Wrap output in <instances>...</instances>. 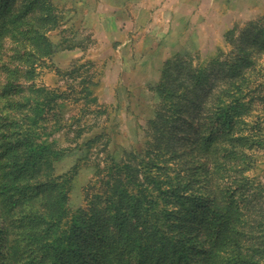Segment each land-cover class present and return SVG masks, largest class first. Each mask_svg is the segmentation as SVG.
Instances as JSON below:
<instances>
[{"label": "trees", "instance_id": "obj_1", "mask_svg": "<svg viewBox=\"0 0 264 264\" xmlns=\"http://www.w3.org/2000/svg\"><path fill=\"white\" fill-rule=\"evenodd\" d=\"M14 2L0 0V39L6 36L12 42L15 56L22 62V70L10 75L16 79L4 78L0 93L5 96V92H12L7 108L0 109V217L10 223L5 229L9 228L14 225L8 221L10 211L21 208V223L35 228L26 230L28 237L22 247L39 248L40 264H110L104 254L91 251L87 240L91 237L105 246L103 231L110 226L117 229L125 249L133 246L138 264H264V208L256 204L264 186L243 174L232 178L240 168L235 165L236 156L243 153L233 144L234 139L251 142L243 134L247 127L243 111L249 113L254 102L264 105L262 58L255 60L252 53L235 56L231 50L225 55L219 53L188 73V85L183 87L186 94L167 89L161 82L159 95L165 114H157L153 129L167 142L175 138L177 118L185 109L183 101L189 105L191 99H205L198 92L210 83L208 69L214 67L209 64L216 65L222 75L223 87L214 98L207 121L197 116V123H191L192 137L184 134L181 138L185 143L181 150L189 161L182 165L181 153L169 149L171 141L163 146L156 137L155 143L147 142L141 158L132 154L128 161H106L98 166L85 187V205L73 211L68 206L71 177L57 175L54 170L55 162L68 149L45 135L50 130H64L66 136L72 132L73 139L78 140L88 126L84 120L87 114L105 113L95 95L98 82L88 73L93 63L77 65V60L67 71L55 67L50 58L55 46L48 34L60 24L61 9L53 0H22L19 7ZM259 23L264 26V19L249 23L244 29L246 38H264V29L256 28ZM236 28L225 32L230 43ZM260 51L264 54L263 49ZM169 68L167 61L164 73ZM50 71L59 84L49 87L36 82V72ZM2 126H11L13 132L5 133ZM96 139H86L87 149ZM217 170L220 177L214 183ZM185 205L190 213L178 217ZM255 208L257 212L252 211ZM97 219L103 224L98 226ZM174 221L178 224L171 223ZM158 224H167V236L172 241L160 237L140 242L142 231ZM7 232L0 229V264H15L20 254L11 249L8 234L12 231ZM107 249L112 250L109 243ZM27 264L36 263L30 259Z\"/></svg>", "mask_w": 264, "mask_h": 264}, {"label": "rangeland", "instance_id": "obj_2", "mask_svg": "<svg viewBox=\"0 0 264 264\" xmlns=\"http://www.w3.org/2000/svg\"><path fill=\"white\" fill-rule=\"evenodd\" d=\"M21 1L15 0V7H19ZM165 1L160 0L158 10L152 18L144 16V22L130 24L127 32L109 36L107 8L101 5L107 3V0H53L62 14L57 29L48 34L49 40L55 46L51 61L62 71L69 70L77 60L79 61L77 65L93 63L88 73L93 76L94 82H98L94 88L95 95L105 109V113L101 115L87 114L84 120H87L88 126L78 140L73 139L72 132L66 136L64 130L56 133L50 130L48 135H45L48 139H56L61 147L68 149L55 162L54 170L57 175L68 174L71 177L68 206L73 211L85 205L88 197L85 187L95 175L98 166L102 167L106 161L107 164H110V161L113 163L128 161L132 154L140 157L147 147V142L155 143L156 137L163 146H167L171 141L169 149L181 153L182 165L189 161L186 158L187 154L181 150L185 146L181 138L184 134L192 137L191 123H197V116L205 117L207 121L206 117L215 102L214 98L216 99L218 90L223 87L222 75L216 65L209 64L214 67L208 69L210 83L205 84L198 92L205 99L199 98L195 101L191 99L189 105L188 101H183L185 109L181 110L177 118L175 138L167 142L153 129L154 122L158 120L157 114L159 112L165 114L164 102L159 95L161 82L165 83L167 89L186 94L183 87L188 85L185 84L188 73L198 65L203 67L205 62L217 57L219 53L225 55L230 50L235 56L252 53L255 60L261 57L264 66V54L260 51L264 50L262 44L264 38L251 41L244 33L249 23H256L259 18L264 19V0ZM138 4L139 2L129 4L132 13H137L135 9L139 7ZM182 4H185V8H182ZM81 5L86 6V10L84 7L82 9ZM93 5H96V8L93 9ZM88 7L92 9L87 10ZM89 12L94 14L96 19L89 18ZM235 26L237 28L230 43V37L228 40L225 39V32ZM257 26L258 29H264L260 23ZM0 46L1 93L5 84L4 78L8 81L16 79L10 75H14V70H22V62L16 58L15 46L6 36L0 39ZM175 54L178 56L175 57ZM167 61L170 62V68L165 71V76ZM35 80L49 87L59 84L57 76L52 71L41 75L36 72ZM11 95L12 92H5V96H0V109L4 106L7 108V97L10 98ZM254 105L249 113L243 111L242 114V117L247 119V127L243 134L248 135L251 142L246 144L235 139L233 142L243 153L236 156L235 165H240V168L239 173L232 178L243 174L254 183L259 182L264 186V105L256 102ZM6 111H2L1 115L6 116ZM5 127H1L5 133L13 132L11 126ZM95 137L97 139L93 147L87 149L84 144L86 139ZM230 144L232 143L229 142L228 145ZM249 146L252 147L251 150ZM246 154L251 155V158L246 159ZM203 157L202 163L206 164L207 160ZM181 160L179 158V161ZM218 174L217 170L213 175L214 183L220 177ZM194 176L196 178L197 174ZM186 179L189 180L191 177L187 176ZM261 196L256 204L264 208V191ZM18 209L21 208L14 207L10 211L11 218L8 221H14V225H10L9 228L5 229L10 223H5L3 217H0L1 233H8L7 229L12 231L10 235L8 234L11 240L10 247L20 254L16 257L18 262L15 264H27L30 259L40 264L39 248L28 250L22 247L28 237L26 230L32 231L35 228L28 223L24 225L21 223ZM187 209L188 205L183 206L178 217L190 213ZM257 210L255 208L252 211ZM96 223L98 226L103 224L102 220L98 219ZM171 223L178 224L177 221ZM168 225L170 227V223ZM169 227L167 224L164 227L161 224L148 225L141 233L140 242H152L160 237L165 238L166 242L172 241L168 238ZM103 233L107 239L103 242H106L105 246H100L101 243L86 237L91 242L90 247L93 248L91 251L104 254L103 257L106 259L108 257L110 264H138L139 257L136 251L132 250L133 246L125 249L123 243L119 242L117 229L109 226ZM107 243L112 250L107 249ZM97 249L99 250L96 251Z\"/></svg>", "mask_w": 264, "mask_h": 264}, {"label": "crops", "instance_id": "obj_3", "mask_svg": "<svg viewBox=\"0 0 264 264\" xmlns=\"http://www.w3.org/2000/svg\"><path fill=\"white\" fill-rule=\"evenodd\" d=\"M131 2H139V7L135 9L137 10L136 14L132 13L133 11L131 10V7H129V4ZM101 5H104L107 8L108 12L107 35L115 36L116 34H122L123 32H127L129 25L132 23L137 24L140 22H144V16H148L149 19L152 18L155 15V11L158 10L160 0H107V3L105 2ZM181 6L182 8H185V4H182ZM83 7L85 8L86 6L81 5L82 9ZM94 8H96V5H93V9ZM91 9V7L87 8V10ZM179 11L182 12L181 10ZM88 17L96 19L94 17V14L92 13H90ZM101 39L103 38H100V40ZM110 39L112 40L113 38Z\"/></svg>", "mask_w": 264, "mask_h": 264}]
</instances>
